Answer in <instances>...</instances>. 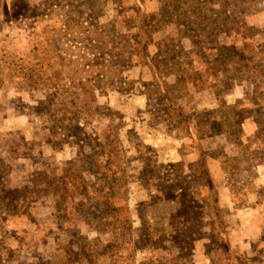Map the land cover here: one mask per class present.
I'll return each instance as SVG.
<instances>
[{"label": "rangeland", "instance_id": "rangeland-1", "mask_svg": "<svg viewBox=\"0 0 264 264\" xmlns=\"http://www.w3.org/2000/svg\"><path fill=\"white\" fill-rule=\"evenodd\" d=\"M0 264H264V0H0Z\"/></svg>", "mask_w": 264, "mask_h": 264}]
</instances>
